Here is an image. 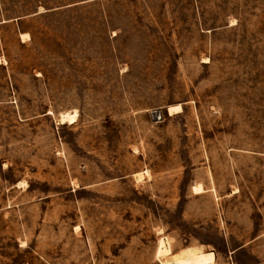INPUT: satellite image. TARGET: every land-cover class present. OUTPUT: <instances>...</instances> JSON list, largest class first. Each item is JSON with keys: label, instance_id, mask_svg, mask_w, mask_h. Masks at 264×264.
<instances>
[{"label": "rangeland", "instance_id": "obj_1", "mask_svg": "<svg viewBox=\"0 0 264 264\" xmlns=\"http://www.w3.org/2000/svg\"><path fill=\"white\" fill-rule=\"evenodd\" d=\"M0 264H264V0H0Z\"/></svg>", "mask_w": 264, "mask_h": 264}, {"label": "bare ground", "instance_id": "obj_2", "mask_svg": "<svg viewBox=\"0 0 264 264\" xmlns=\"http://www.w3.org/2000/svg\"><path fill=\"white\" fill-rule=\"evenodd\" d=\"M22 37H23V39H26L29 36L28 35H23ZM179 111H182V107L181 106H173V107L170 108V113L171 114L176 113V112L179 113ZM74 113L75 114H72V113L68 112V113L63 114L61 116L62 124H66V123L74 124L76 122V120H77V115H76L77 112H74ZM195 189H196L195 190L196 192L197 191L199 192L201 190V187H196Z\"/></svg>", "mask_w": 264, "mask_h": 264}]
</instances>
